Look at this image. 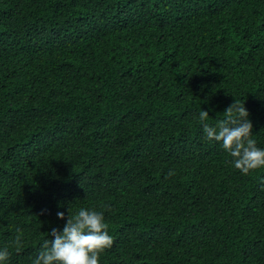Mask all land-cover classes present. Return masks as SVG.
Returning a JSON list of instances; mask_svg holds the SVG:
<instances>
[{
	"label": "trees",
	"instance_id": "16d2710c",
	"mask_svg": "<svg viewBox=\"0 0 264 264\" xmlns=\"http://www.w3.org/2000/svg\"><path fill=\"white\" fill-rule=\"evenodd\" d=\"M234 100L264 147V0H0L10 264L81 206L113 237L100 264H264V167L197 119Z\"/></svg>",
	"mask_w": 264,
	"mask_h": 264
},
{
	"label": "clouds",
	"instance_id": "9594fccd",
	"mask_svg": "<svg viewBox=\"0 0 264 264\" xmlns=\"http://www.w3.org/2000/svg\"><path fill=\"white\" fill-rule=\"evenodd\" d=\"M224 112L223 119L209 124L204 122L209 112L199 111L197 119L202 124L204 138L218 142L241 174L264 167V147H258L252 138L253 126L244 102L234 100ZM56 215L65 218L63 211ZM47 234L29 258V264H100L101 253L113 242L104 211L92 207L81 206L74 215H70L68 209L63 227H52ZM10 255V248L0 245V264H10Z\"/></svg>",
	"mask_w": 264,
	"mask_h": 264
}]
</instances>
